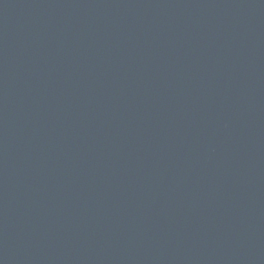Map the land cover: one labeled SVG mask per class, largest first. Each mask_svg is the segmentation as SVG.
I'll return each instance as SVG.
<instances>
[{
  "label": "water",
  "instance_id": "95a60500",
  "mask_svg": "<svg viewBox=\"0 0 264 264\" xmlns=\"http://www.w3.org/2000/svg\"><path fill=\"white\" fill-rule=\"evenodd\" d=\"M0 264H264V0H0Z\"/></svg>",
  "mask_w": 264,
  "mask_h": 264
}]
</instances>
